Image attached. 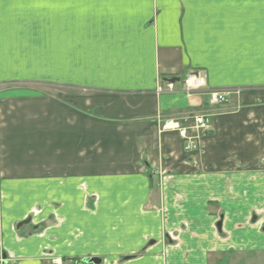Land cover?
Listing matches in <instances>:
<instances>
[{
    "label": "crops",
    "instance_id": "1",
    "mask_svg": "<svg viewBox=\"0 0 264 264\" xmlns=\"http://www.w3.org/2000/svg\"><path fill=\"white\" fill-rule=\"evenodd\" d=\"M195 70L226 103L178 91ZM197 114L186 154L162 125ZM0 241V264L263 251L264 0H0Z\"/></svg>",
    "mask_w": 264,
    "mask_h": 264
},
{
    "label": "built area",
    "instance_id": "2",
    "mask_svg": "<svg viewBox=\"0 0 264 264\" xmlns=\"http://www.w3.org/2000/svg\"><path fill=\"white\" fill-rule=\"evenodd\" d=\"M157 87V93H175L174 82L166 81ZM180 93L185 95H204L207 101L212 104H222L227 102V92L210 89L207 86V76L203 71H191L180 81ZM209 118L202 115L191 116L184 119L165 120L162 130L174 131L177 133L183 143V151L186 154H196L199 152L200 139L210 130ZM2 246L0 241V261Z\"/></svg>",
    "mask_w": 264,
    "mask_h": 264
},
{
    "label": "rangeland",
    "instance_id": "3",
    "mask_svg": "<svg viewBox=\"0 0 264 264\" xmlns=\"http://www.w3.org/2000/svg\"><path fill=\"white\" fill-rule=\"evenodd\" d=\"M219 91H222V90H219ZM227 94H228V92H227ZM183 95H185V94H183ZM185 96L191 97L189 95H185ZM202 96L205 97L204 95H202ZM205 99L207 101L206 97H205ZM207 104L213 105V106H218V105H223L224 103H222V104H212V103H209L207 101ZM197 115H200V114H197ZM202 116H204V115H202ZM27 221H29V220H27ZM26 224H29V223H26V221H24L23 223H21L20 227H23ZM44 226L45 225L43 224L39 228L32 229L31 232H33V234H39L41 229H43ZM168 246H170V245H168ZM140 255L141 254H139L137 256H140ZM44 257H47V256H44ZM208 257H209V260L207 261V264H264V250L263 251H257V250H255V251L254 250L253 251L249 250L248 251L247 250V251H244V252L226 251V252H223V253H217L216 255L213 254V255H210ZM136 258L137 257H121L119 262L113 261L111 258H109V256H102V257H98V258L97 257L96 258L92 257V258H89L88 260H85L83 262H82V260H78L77 258H74V259L72 258V259H66L62 263H60L56 259L50 258L49 261H47L46 264H93V263L89 262L91 259H99L101 261L100 264H130ZM1 260H2V257H1Z\"/></svg>",
    "mask_w": 264,
    "mask_h": 264
},
{
    "label": "water",
    "instance_id": "4",
    "mask_svg": "<svg viewBox=\"0 0 264 264\" xmlns=\"http://www.w3.org/2000/svg\"><path fill=\"white\" fill-rule=\"evenodd\" d=\"M171 82H174V80H172ZM26 223H29V221H26ZM20 226H21V224L18 225L17 227H20ZM216 228H217L218 231H220V228H221V223L220 222L217 223ZM89 262L93 263V264H100L101 261L99 259H91Z\"/></svg>",
    "mask_w": 264,
    "mask_h": 264
}]
</instances>
